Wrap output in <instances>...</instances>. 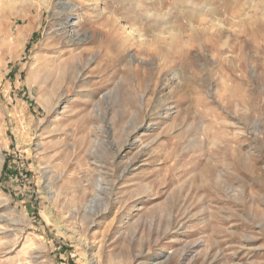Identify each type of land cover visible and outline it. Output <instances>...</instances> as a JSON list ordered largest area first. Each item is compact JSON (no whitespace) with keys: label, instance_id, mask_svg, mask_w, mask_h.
Instances as JSON below:
<instances>
[{"label":"rangeland","instance_id":"rangeland-1","mask_svg":"<svg viewBox=\"0 0 264 264\" xmlns=\"http://www.w3.org/2000/svg\"><path fill=\"white\" fill-rule=\"evenodd\" d=\"M0 264H264V0H0Z\"/></svg>","mask_w":264,"mask_h":264},{"label":"bare ground","instance_id":"bare-ground-1","mask_svg":"<svg viewBox=\"0 0 264 264\" xmlns=\"http://www.w3.org/2000/svg\"><path fill=\"white\" fill-rule=\"evenodd\" d=\"M75 6L73 5V6H70V5H67V4H63L62 5V10H63V12H66V11H68L69 9H71V8H74ZM77 7H79V6H77ZM118 28V27H117ZM112 35V34H111ZM121 49V48H120Z\"/></svg>","mask_w":264,"mask_h":264}]
</instances>
